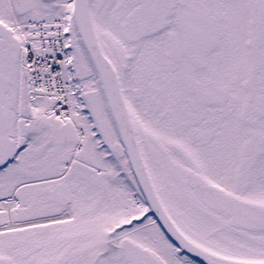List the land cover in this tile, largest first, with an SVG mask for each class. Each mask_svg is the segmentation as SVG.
Wrapping results in <instances>:
<instances>
[{
  "label": "snow or ice",
  "instance_id": "snow-or-ice-1",
  "mask_svg": "<svg viewBox=\"0 0 264 264\" xmlns=\"http://www.w3.org/2000/svg\"><path fill=\"white\" fill-rule=\"evenodd\" d=\"M0 264H264V0H0Z\"/></svg>",
  "mask_w": 264,
  "mask_h": 264
}]
</instances>
